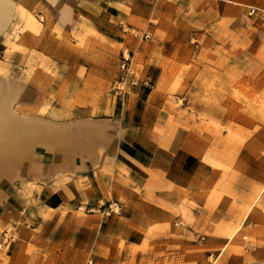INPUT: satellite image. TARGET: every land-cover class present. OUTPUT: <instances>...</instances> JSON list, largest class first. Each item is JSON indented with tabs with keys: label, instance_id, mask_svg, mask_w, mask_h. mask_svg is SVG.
I'll return each mask as SVG.
<instances>
[{
	"label": "rangeland",
	"instance_id": "rangeland-1",
	"mask_svg": "<svg viewBox=\"0 0 264 264\" xmlns=\"http://www.w3.org/2000/svg\"><path fill=\"white\" fill-rule=\"evenodd\" d=\"M249 6L264 12V0H12L0 17V90H5L0 103L22 125L39 121L33 116L67 125L85 112L107 122L115 107V116H122L118 130L160 133L162 125L140 124V100L154 90L161 98H155L151 117H186L193 122L185 125L188 129L226 133L254 153L225 156V178L202 190L207 202L182 207L181 220L187 226L197 222L204 242L197 243L174 219L169 227L177 229L164 250L159 245L146 254L151 247L144 239L127 251L118 240L109 247L112 260L206 264L210 253L224 248L219 264H264V20L260 11L248 15ZM133 29L148 30L151 36L139 40L131 35ZM122 52L128 53L131 65L125 91L118 93ZM226 55L232 65L225 75ZM140 81L139 103L129 125L127 91ZM217 113L231 123L216 124L211 117ZM10 133L0 143V160L8 163L0 190L14 182L7 179L23 176L45 145L40 142L27 157L30 151L19 144L21 130L14 137ZM113 209L118 211L116 205ZM67 223L31 224L36 229L30 230L35 235L29 247L41 245L47 264H94L93 253L89 256L81 245L85 234L73 233ZM243 236L255 249L245 250Z\"/></svg>",
	"mask_w": 264,
	"mask_h": 264
},
{
	"label": "crops",
	"instance_id": "crops-1",
	"mask_svg": "<svg viewBox=\"0 0 264 264\" xmlns=\"http://www.w3.org/2000/svg\"><path fill=\"white\" fill-rule=\"evenodd\" d=\"M225 57L226 69L222 73L226 75L232 58ZM142 84L140 81L139 85L128 87L129 125L133 124ZM131 94L134 97L129 102ZM159 95L150 90L140 100L143 108L140 124L162 125L160 133L118 130L122 116H115V107L107 122L94 119L87 112L62 126L33 116L51 129L37 135L27 157H31L37 144L45 145L27 164L24 175L7 179L14 182L0 190V236L4 231L16 236L0 249V264L49 262L43 257L47 251L41 245L29 247L35 235L30 230L36 229L31 224L39 227L66 220V227L73 233L85 234L81 245L89 256L93 253L94 264H122L112 260L113 249L109 248L118 240L124 241L127 251L137 249L144 239L151 247L146 254L159 245L164 250V246H169V236L177 229L169 227L174 219L175 226L193 236L197 233V222L187 226L181 220L182 207L186 203L207 202L202 190L225 178L226 171L222 169L225 156L244 158L254 153L226 133L207 134L188 129L185 125L193 122L186 117L170 120L167 116L161 121L159 113L151 117L148 114ZM19 105L17 102L15 107ZM211 118L216 124L231 123V118L218 113ZM207 155L213 157V163L205 159ZM113 205L117 206V212ZM39 234L36 236L41 239ZM108 237L113 240L107 241ZM139 254L142 252L137 250ZM142 263L160 262L152 259Z\"/></svg>",
	"mask_w": 264,
	"mask_h": 264
},
{
	"label": "bare ground",
	"instance_id": "bare-ground-1",
	"mask_svg": "<svg viewBox=\"0 0 264 264\" xmlns=\"http://www.w3.org/2000/svg\"><path fill=\"white\" fill-rule=\"evenodd\" d=\"M11 4L12 0H0V17L2 16L5 8L10 7ZM48 128V126L46 127L45 124H42L35 119L29 121L25 125H22L21 121L13 119L8 114V112L6 111V105L0 103V143L9 132H11L9 136L14 137L16 135V132L21 130L19 144L30 151L32 150L34 142H36V140L38 139L37 135L39 133H44V131ZM205 159L209 163L214 162L213 157L209 155H207ZM6 167H8V163L0 160V176L3 175ZM257 203L259 204V201Z\"/></svg>",
	"mask_w": 264,
	"mask_h": 264
},
{
	"label": "built area",
	"instance_id": "built-area-1",
	"mask_svg": "<svg viewBox=\"0 0 264 264\" xmlns=\"http://www.w3.org/2000/svg\"><path fill=\"white\" fill-rule=\"evenodd\" d=\"M259 11L260 13V17L262 20H264V12L262 10H260L259 8H257L256 6H249L248 7V15H255L258 14ZM122 30L124 32H126L128 30V28L126 27H122ZM131 35L139 40H148L151 36L150 31L148 30H144L142 32L133 29L131 31ZM130 65H131V59L129 58L128 53L125 54L124 52H122V58H121V63H120V68L122 70V74L120 76V80L117 83V86H115V89L117 90L118 93H123L124 87L125 85L129 82V71H130ZM137 81L136 80H131V84H135ZM262 198H263V205H264V190L262 192ZM111 209V208H110ZM16 239V236L14 233H8L7 231H4L1 236H0V249L7 244L8 242H12ZM205 235L200 234V233H195L194 235V240L197 243H202L205 241ZM243 240H244V248L245 250H252L255 249L254 246H252L249 242V240L246 238V236H243ZM224 251V248H222L221 250H219L217 253H210L207 256V263L206 264H219V258L222 254V252Z\"/></svg>",
	"mask_w": 264,
	"mask_h": 264
},
{
	"label": "trees",
	"instance_id": "trees-1",
	"mask_svg": "<svg viewBox=\"0 0 264 264\" xmlns=\"http://www.w3.org/2000/svg\"><path fill=\"white\" fill-rule=\"evenodd\" d=\"M124 147V146H123Z\"/></svg>",
	"mask_w": 264,
	"mask_h": 264
}]
</instances>
